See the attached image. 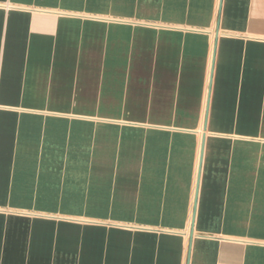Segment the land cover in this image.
Returning <instances> with one entry per match:
<instances>
[{"label": "crops", "instance_id": "crops-1", "mask_svg": "<svg viewBox=\"0 0 264 264\" xmlns=\"http://www.w3.org/2000/svg\"><path fill=\"white\" fill-rule=\"evenodd\" d=\"M216 5L0 0V264H264V0Z\"/></svg>", "mask_w": 264, "mask_h": 264}, {"label": "built area", "instance_id": "built-area-1", "mask_svg": "<svg viewBox=\"0 0 264 264\" xmlns=\"http://www.w3.org/2000/svg\"><path fill=\"white\" fill-rule=\"evenodd\" d=\"M220 4H221V0H217V5H216L217 14L219 12ZM213 50H214V43H213V45L211 47L210 66H209V77H210L211 67H212V61H213ZM207 94H208V89H207ZM206 100H207V96H206Z\"/></svg>", "mask_w": 264, "mask_h": 264}]
</instances>
